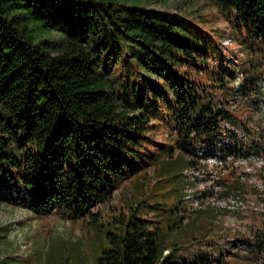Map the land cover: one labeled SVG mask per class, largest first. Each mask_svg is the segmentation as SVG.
<instances>
[{
  "label": "trees",
  "instance_id": "1",
  "mask_svg": "<svg viewBox=\"0 0 264 264\" xmlns=\"http://www.w3.org/2000/svg\"><path fill=\"white\" fill-rule=\"evenodd\" d=\"M216 1L236 14L244 59H228L211 41L197 46L196 40H176L173 20L131 7L128 0H0V159L17 182L7 200L73 220L97 217L94 209L111 201L143 167L181 160L184 170L199 169V160L207 157L199 153L203 146L225 160L264 154V135L253 136L248 128L238 134L231 126L241 130V125L228 108L231 100L257 92L264 0ZM32 21L58 40L36 43ZM121 41L137 48L131 69L143 63L163 77L164 101L162 93L145 95L143 89L135 99L137 71L111 91L96 74L103 57L130 58ZM112 63L120 67L117 60ZM154 126L170 139L157 152L151 151L158 145ZM183 171L185 192L192 180ZM143 186L138 198L112 215L94 264H236L222 252L212 257V245H200L194 258L182 255L176 241L165 245L168 234L184 230L187 217L164 208L168 190L149 203L147 198L159 194ZM253 238L264 257V226Z\"/></svg>",
  "mask_w": 264,
  "mask_h": 264
},
{
  "label": "rangeland",
  "instance_id": "2",
  "mask_svg": "<svg viewBox=\"0 0 264 264\" xmlns=\"http://www.w3.org/2000/svg\"><path fill=\"white\" fill-rule=\"evenodd\" d=\"M128 1L131 7L157 11V15L173 20L177 26L176 40L183 38L186 43L196 40L201 43L196 44L197 46L211 41L212 46H216L228 59L238 61L246 57L243 38L237 30L236 14L224 10L216 0ZM31 25V34L36 43L58 40L56 33L43 27L41 22L32 21ZM120 44L125 55L130 58L116 59L115 54L103 57L98 70L96 68V74L108 83V89L111 91L117 89L122 79L126 78L125 75L130 78L133 70L137 71L135 99L139 97L140 89H143L145 95L156 94L158 97L159 93H162L161 99L164 101L166 93L163 77L151 69L142 68L143 63H140L139 67L134 64L135 68L131 69L130 64L136 57L137 48L123 41ZM116 60L118 66L123 68L113 65L112 61ZM259 63L262 68L261 76L256 81L257 92L249 98L231 100L228 106L241 125V130L238 126L231 127L240 135H244L243 130L246 131V128L252 129L253 136L255 133L264 135V57L259 58ZM232 64L235 65V62ZM195 76L203 85H212V81L206 76ZM2 110L0 101V112ZM155 122L156 119L153 123ZM163 125L164 129H169L171 123L165 122ZM160 126H154L153 139L158 145H151V151L157 152L158 147L170 143L167 132ZM13 144L19 145L18 141ZM201 148L199 153L205 154L204 146ZM217 155L220 157L219 153ZM144 164L145 162H140L141 167ZM9 168L6 159H0V264H94L95 257L104 244L106 227L110 228L112 215L122 209L126 201L139 197L137 194H140V183L144 185L145 190L159 194L147 198L149 203L158 196L163 197V193L168 190L167 196L162 198L165 202L164 208L175 211L178 209L187 217L184 230L168 234L164 239L165 245L176 241L180 253L192 258L199 252L200 245H212L210 248L214 258L222 252L236 264H264V257L259 254L260 249L253 238L255 231L264 226V188L251 182L255 181L252 180L255 176L244 183L240 181V176L245 175L247 170L245 172L246 167L237 160L224 164L212 160L200 162L199 170L194 171L199 172L198 178L192 180L191 186L195 188V193L193 198L186 202L184 209L183 196L187 191L184 192V177L180 175L185 168L181 160L174 163V166L171 160H163L160 165L147 166L140 170L135 166L138 174L132 180L126 181L115 192L111 201L94 209V212L98 213L97 217L89 215L77 220L54 211L37 213L34 209L11 204L7 199L17 192V182L10 179ZM254 170V175L264 181V163L256 164ZM14 171L17 170L14 168ZM183 173L188 176L190 171L185 169ZM172 174L179 177H172ZM215 175L222 177L225 186L221 196L230 194L239 198L243 193H249L244 198L248 199L244 209L238 208L240 206L235 200L223 201L210 195L211 176ZM202 190H207V195L203 193V197L197 196L202 194ZM201 200L205 201L207 208L200 207ZM198 207L205 209L195 211ZM176 215L177 213L175 219L178 220Z\"/></svg>",
  "mask_w": 264,
  "mask_h": 264
},
{
  "label": "bare ground",
  "instance_id": "3",
  "mask_svg": "<svg viewBox=\"0 0 264 264\" xmlns=\"http://www.w3.org/2000/svg\"><path fill=\"white\" fill-rule=\"evenodd\" d=\"M227 126H229L228 124H227ZM233 128V127H232ZM244 132V131H243ZM204 150H205V154L207 155V159H205V158H203V159H201V161H199V162H205L204 160H208V162H210L211 160H212V162H216V160H220V162H221V164H224V163H228L229 161H233V160H231V157L232 156H228L227 157V160H225V159H223V158H220V157H218V155L217 154H215V155H211L210 153H211V150H210V147L209 146H204ZM213 153V152H212ZM262 156H263V154H260V155H257V154H252L251 156H248V157H244V156H240V157H238V160H237V162L239 163V164H242V166L244 165V167H246V169H245V172H246V170H247V173L245 174V175H241L240 176V180L244 183L246 180H248V179H250V178H252V171H254V162H252L251 161V157H254V159H256V158H259V159H262ZM217 163V162H216ZM263 164V163H262ZM197 170H199V169H197ZM197 170H190V173H189V177H190V179L191 180H195L196 178H198L197 176H198V174H199V172L198 173H194V171H197ZM189 172V171H188ZM251 176V177H250ZM255 177H257L256 175H255ZM254 184H258V186H263V188H264V184H261V183H254ZM193 184H189L188 186H187V189H186V191H187V195H186V201L188 202V200L189 199H191V198H193L192 196L194 195V193H195V188L194 187H191ZM190 187V189H188ZM212 188V190L210 191V195L211 196H213V197H216L217 199H220V200H223V201H227V200H235V201H237V203H238V206H240V207H238V208H240V209H244L245 208V202L248 200V199H244L247 195H249V193L248 192H245V193H243L239 198H234V196L233 195H227V196H220V194L221 193H218V186H216V182H212V185L210 186V189ZM224 190H225V186H224ZM258 190H260L259 188H258ZM262 191H264V190H262ZM262 191L260 192V194L262 193ZM206 192H208L207 190H202V194H199V195H197V196H201V197H203L202 195H203V193L204 194H206ZM197 194V193H196ZM207 195V194H206ZM203 200H205V199H203ZM202 201V200H201ZM256 201V200H255ZM258 204V203H257ZM207 205H206V203H205V201H202L201 203H200V207H206ZM200 207H198V208H200ZM197 209V208H196ZM259 209V208H258Z\"/></svg>",
  "mask_w": 264,
  "mask_h": 264
},
{
  "label": "built area",
  "instance_id": "4",
  "mask_svg": "<svg viewBox=\"0 0 264 264\" xmlns=\"http://www.w3.org/2000/svg\"><path fill=\"white\" fill-rule=\"evenodd\" d=\"M231 160H238V158L231 157ZM204 161L208 162V160H204ZM251 161L254 162V167H255L256 164L264 163V158L254 159V157H251ZM216 162L221 164L220 160H216ZM254 172L255 170L252 171V177L255 176ZM252 180L255 181H251V182L264 184V181L258 177H254ZM211 181L216 182V186H218V193L222 194L224 192V183L222 182V177H220L219 175L211 176Z\"/></svg>",
  "mask_w": 264,
  "mask_h": 264
}]
</instances>
